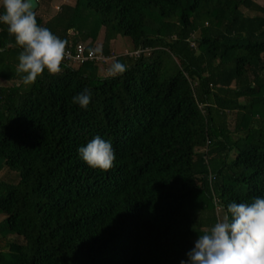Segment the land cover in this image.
<instances>
[{
    "label": "trees",
    "instance_id": "trees-1",
    "mask_svg": "<svg viewBox=\"0 0 264 264\" xmlns=\"http://www.w3.org/2000/svg\"><path fill=\"white\" fill-rule=\"evenodd\" d=\"M39 1L66 47L111 57L120 36L137 55L114 57L123 74L63 61L26 85L0 23V172L15 173L0 180V264L187 262L228 204L264 198V2L76 0L43 20ZM96 136L116 153L107 171L78 153Z\"/></svg>",
    "mask_w": 264,
    "mask_h": 264
},
{
    "label": "clouds",
    "instance_id": "clouds-1",
    "mask_svg": "<svg viewBox=\"0 0 264 264\" xmlns=\"http://www.w3.org/2000/svg\"><path fill=\"white\" fill-rule=\"evenodd\" d=\"M36 3L37 0H0V23L7 25L8 33L22 48L16 71L25 74L22 79L26 85L35 83L45 69L49 74H59L66 57L67 42L38 24ZM126 70L125 64L116 61L108 72L115 76ZM91 99V91L85 88L73 97V103L87 108ZM78 153L87 165L105 171L116 160L111 142L100 136L80 147ZM187 257V262L182 260L180 264H264V198L228 204L221 219L199 235Z\"/></svg>",
    "mask_w": 264,
    "mask_h": 264
},
{
    "label": "rangeland",
    "instance_id": "rangeland-1",
    "mask_svg": "<svg viewBox=\"0 0 264 264\" xmlns=\"http://www.w3.org/2000/svg\"><path fill=\"white\" fill-rule=\"evenodd\" d=\"M76 0H40L39 1V7H38V14L41 15L43 20H46L49 18L51 15H53L59 8L60 5L62 4H67V5H73ZM255 3L261 5L263 4L264 0H252ZM102 39V29L100 28L97 37L94 42L95 49H98L101 40ZM109 51L111 54V57H116L119 55H126L128 56L129 54H134V51L132 49L131 42L128 38L125 37H116L113 41L110 42L109 44ZM113 58L105 62L104 64H97L98 66V75L105 77V76H110L108 69L112 65ZM14 176L15 173H8V172H0V180L5 181V182H11L14 181ZM2 219V218H1ZM8 241L14 240L13 237L6 238ZM7 244V241H5V244ZM1 246L3 244L1 243Z\"/></svg>",
    "mask_w": 264,
    "mask_h": 264
},
{
    "label": "built area",
    "instance_id": "built-area-1",
    "mask_svg": "<svg viewBox=\"0 0 264 264\" xmlns=\"http://www.w3.org/2000/svg\"><path fill=\"white\" fill-rule=\"evenodd\" d=\"M137 52L134 51V54H129L128 56H135ZM111 58L104 56L101 52L95 50H85V46L78 43L72 47H66V57L64 61L68 62L71 65H79L85 62H93L95 64H104Z\"/></svg>",
    "mask_w": 264,
    "mask_h": 264
}]
</instances>
